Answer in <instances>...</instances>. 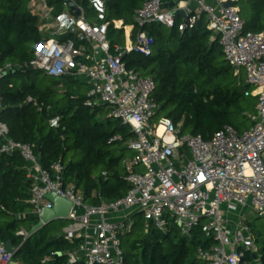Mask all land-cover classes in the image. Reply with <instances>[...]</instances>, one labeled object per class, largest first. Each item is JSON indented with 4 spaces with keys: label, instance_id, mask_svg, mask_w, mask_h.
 <instances>
[{
    "label": "built area",
    "instance_id": "built-area-1",
    "mask_svg": "<svg viewBox=\"0 0 264 264\" xmlns=\"http://www.w3.org/2000/svg\"><path fill=\"white\" fill-rule=\"evenodd\" d=\"M90 1L103 19L106 0ZM237 1L173 0L175 6L168 8L163 0H150L135 13L139 29L135 38L134 27L125 29V52L150 56L154 40L145 31L147 25L173 28L180 19L178 29L184 32L206 15L207 28L220 38L225 60L236 76L245 75L250 87L245 95L257 99L249 130L239 133L227 126L207 141L182 135V126L169 119L153 122L160 108L153 98L156 83L129 69L117 54L121 48L112 52L107 39L109 23L90 22L75 0H29L30 12L39 18L40 31L49 39L36 47L30 62L18 67L87 84L88 105L97 98L95 103L109 110L108 117L131 127L135 134L128 144L135 154L127 161L129 192L115 202L93 206L74 185L64 184L65 168L60 162L50 171L43 169L31 145L8 139V127L0 119V140L6 141L1 152L18 151L28 164V176L33 180L32 215L39 219L44 209L53 208L47 199L52 192L73 203L62 232L67 241H80L69 253L71 263L127 264L120 235L131 230L135 214H142L163 233L174 225L187 238L201 227L214 241L209 249L198 250V257L208 264H248L246 254H257L248 217H264V32H246L238 7H224ZM73 7L79 9V16ZM178 10L185 11L186 19L173 16ZM114 25L121 29L123 22ZM69 34L75 35L78 44L63 39ZM13 68L0 64V79ZM1 109L0 95V113ZM18 236L26 240L28 232L21 229ZM0 264H18L1 242Z\"/></svg>",
    "mask_w": 264,
    "mask_h": 264
},
{
    "label": "trees",
    "instance_id": "trees-1",
    "mask_svg": "<svg viewBox=\"0 0 264 264\" xmlns=\"http://www.w3.org/2000/svg\"><path fill=\"white\" fill-rule=\"evenodd\" d=\"M75 1L90 22L109 23L107 39L113 53L122 49L120 55L126 47L125 29L134 27L135 38L139 31L135 13L150 0H106L103 19L92 1ZM172 1L163 0L164 4ZM237 7L246 32H264V0H238ZM119 21L123 22L121 29L114 25ZM179 24L180 19L173 28L147 25L145 31L154 40L153 54L125 52L122 60L129 69L155 81L157 116L164 114L162 118L181 125L182 135L208 141L227 126L244 132L237 119L252 123L249 116L256 114L257 107V99L245 95L250 87L244 73L236 76L225 60L220 38L207 28L206 15H201L193 29L180 32ZM40 25L30 12L29 0H0V64L14 66L0 79V119L8 127V139L31 145L43 169L50 171L60 162L65 168L64 184L74 185L87 204L115 202L130 190L127 161L135 154L128 144L135 134L131 127L108 117L104 105H88L87 84L46 74L47 80H39L43 72L18 67L30 62L36 47L49 39ZM63 39L78 44L74 34ZM5 143L0 140V242L19 247L14 256L18 264H86L70 262L69 253L80 241L51 235L48 227L26 240L18 236L21 229L29 233L38 222L29 204L33 180L18 151L1 152ZM131 224V230L120 235L127 264H208L198 257V250L209 249L214 241L201 227L187 238L173 229L163 233L142 214H135ZM255 238L257 254L247 253L245 261L264 264L262 234Z\"/></svg>",
    "mask_w": 264,
    "mask_h": 264
},
{
    "label": "water",
    "instance_id": "water-1",
    "mask_svg": "<svg viewBox=\"0 0 264 264\" xmlns=\"http://www.w3.org/2000/svg\"><path fill=\"white\" fill-rule=\"evenodd\" d=\"M165 7L173 8L175 6V3L172 2L170 4H165ZM236 2H227L224 4L225 8H232L236 7ZM73 11L79 16L80 11L77 9V7H73ZM174 17H182L183 19H186V13L184 10H178L173 13ZM125 52L121 54V58L125 56ZM4 74L2 75V77ZM47 199L53 204V208L51 209H44L40 218L38 219V222L36 225L33 226L32 230L28 233V238L31 236L37 234L39 231L47 227L53 222L56 221H67L69 217V213L71 211V208L73 206V203L61 196H59L57 193L52 192L47 195ZM256 237H260V231H255ZM7 250L14 254V256L17 254L19 247L14 246L12 242H7L5 244Z\"/></svg>",
    "mask_w": 264,
    "mask_h": 264
},
{
    "label": "rangeland",
    "instance_id": "rangeland-1",
    "mask_svg": "<svg viewBox=\"0 0 264 264\" xmlns=\"http://www.w3.org/2000/svg\"><path fill=\"white\" fill-rule=\"evenodd\" d=\"M38 79L39 80H47L48 77H46V75L44 73H40L38 75ZM93 102H98V99L95 98L93 99ZM249 115V114H248ZM164 117V114H160V115H156V118L154 119V123L157 124L159 119ZM237 121L241 124H243V129L244 131L249 130L252 126V123L248 120L242 119V118H238ZM264 157V155H263ZM139 171H141V169H139ZM248 223L249 226L251 227V229L255 232V231H260V233L262 234V238L261 240L264 241V217H248ZM68 225V221H56L51 223L50 225H48L47 230L49 231V233L51 235L53 234H62L64 228ZM171 229H173L176 232H179V228L176 226H171ZM257 248V245H256Z\"/></svg>",
    "mask_w": 264,
    "mask_h": 264
},
{
    "label": "bare ground",
    "instance_id": "bare-ground-1",
    "mask_svg": "<svg viewBox=\"0 0 264 264\" xmlns=\"http://www.w3.org/2000/svg\"><path fill=\"white\" fill-rule=\"evenodd\" d=\"M118 25H120V24L118 23ZM162 131H163V128L160 129V133H162Z\"/></svg>",
    "mask_w": 264,
    "mask_h": 264
}]
</instances>
